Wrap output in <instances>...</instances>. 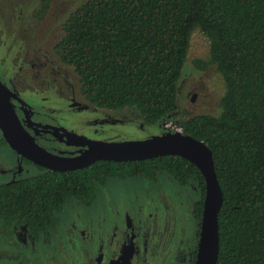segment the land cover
Returning a JSON list of instances; mask_svg holds the SVG:
<instances>
[{
	"label": "trees",
	"instance_id": "16d2710c",
	"mask_svg": "<svg viewBox=\"0 0 264 264\" xmlns=\"http://www.w3.org/2000/svg\"><path fill=\"white\" fill-rule=\"evenodd\" d=\"M51 2L40 0L36 15L44 16ZM195 31L210 44L209 57L196 66L214 67L224 81L219 114L181 124L182 134L212 152L223 192L217 264H264V0H84L63 23L54 53L74 70L91 106L134 109L144 125L155 126L178 109ZM162 173L183 186L197 182L201 220L204 177L178 156L45 169L0 185V220L6 228H27L33 239L49 238L64 205L72 198L91 204L97 183L117 176L154 181Z\"/></svg>",
	"mask_w": 264,
	"mask_h": 264
},
{
	"label": "rangeland",
	"instance_id": "374dc122",
	"mask_svg": "<svg viewBox=\"0 0 264 264\" xmlns=\"http://www.w3.org/2000/svg\"><path fill=\"white\" fill-rule=\"evenodd\" d=\"M83 2L52 0L49 11L38 17L40 0H0L1 79H5L4 84H13L11 87L30 107L33 120L41 126L63 128L96 143L145 140L158 135L159 125H144L134 109L91 106L81 95L74 70L57 59L54 48L63 36L62 25ZM10 36L14 45L5 48ZM209 53L208 40L195 31L179 83L178 109L161 124L165 132H181L182 122L191 117L219 114L223 78L214 67L196 66ZM67 90L75 98L68 103L72 100L83 106L68 107ZM168 125L171 128H166ZM31 133L49 151L59 156L68 153L67 147L51 136L44 139V135ZM44 172L45 168L23 160L0 135V185ZM201 197L196 181L183 186L165 173L154 181L141 176L110 177L104 184H96L90 207L70 199L56 215L49 238L33 239L27 228H6L0 220V264H90L93 244L98 248L102 243L108 251L112 243L134 234L138 249L148 250V264H182L184 253L188 256L185 264H195L200 231L195 207ZM129 220L135 226L133 230H128Z\"/></svg>",
	"mask_w": 264,
	"mask_h": 264
},
{
	"label": "water",
	"instance_id": "95a60500",
	"mask_svg": "<svg viewBox=\"0 0 264 264\" xmlns=\"http://www.w3.org/2000/svg\"><path fill=\"white\" fill-rule=\"evenodd\" d=\"M0 131L7 144L21 157L55 172L85 169L100 161L138 162L159 157L178 156L198 167L206 184L203 213L195 264H217L219 256V213L223 192L208 146L182 132L160 133L149 139L96 143L76 136L87 149L76 157L55 155L39 146L23 127L0 80Z\"/></svg>",
	"mask_w": 264,
	"mask_h": 264
},
{
	"label": "flooded vegetation",
	"instance_id": "af4514ba",
	"mask_svg": "<svg viewBox=\"0 0 264 264\" xmlns=\"http://www.w3.org/2000/svg\"><path fill=\"white\" fill-rule=\"evenodd\" d=\"M13 45L14 44L12 41V37L10 36L6 40L5 48H10ZM0 80L4 84L3 80H5V79L4 78L1 79V77H0ZM5 82L6 83L4 85L7 88L8 93L10 95V101L13 104V107H14L23 127L25 128V130L29 134H31V136H33L31 132H33V133L36 132L39 137L44 135L43 137L45 139V137L49 138V136H51L53 138V140L58 141L61 144H63L64 147H67L65 149V151H67L68 153L64 154L62 157H76V156H79L81 154V152H83L87 149V146L80 144L81 142L78 139H76L77 135L69 133L68 131H66L63 128H58L55 126H47V125L41 126L36 121H34L33 120V113H31V111L29 110L30 107H28L26 105V103L24 102V100H22V97L19 94V92L15 88H13L14 86L11 87L13 85L11 82H10V84L7 83L8 81H5ZM53 87L56 88V85L53 84ZM67 93H68V98L65 99V102H67L68 107L69 106L72 107L73 105L76 104V103L75 104L72 103V100L74 101L75 98L74 99L71 98V92L70 91L67 90ZM76 98H77V96H76ZM70 99H72V100H71V102L68 103V101H70ZM71 104H73V105H71ZM76 106L81 107L83 105L81 103L77 102ZM159 129H160L159 134L170 132V131L165 132V130L162 129L161 125H159ZM0 135H1L2 140H3V135H2L1 131H0ZM36 143H37V141H36ZM38 145L41 146L40 144H38ZM41 147L46 149L43 146H41ZM46 150L49 151L48 149H46ZM49 152H51V151H49ZM51 153H53V152H51ZM53 154H55V153H53ZM55 155H57V154H55ZM22 159L28 163L35 164V163H33V162L23 158V157H22ZM39 167H41V166H39ZM42 168H44V167H42ZM45 169H47V168H45ZM47 170H49V169H47ZM91 204H87L86 207H90ZM128 218L131 219L129 216H128ZM131 220L128 221V225H127L128 230H133L135 228V226L132 224ZM200 224H201V220H200ZM21 229H26V228H21ZM199 233H200V231H199ZM199 233H198V235H199ZM112 241H114V239ZM112 244H113L112 249H110L108 251L104 250L105 248H104V245L102 243L100 244V247H98V248H96L97 246L95 244H93L92 249H91L92 250L91 251L92 257H90V259H88L90 264H148V261H147L148 260V250H145V252H142L141 250L138 249V246L136 245L135 234L131 235L129 237H126L125 240L119 239L118 242L112 243ZM106 253H109L110 254L109 256H111V257L107 258L105 255ZM144 253H146V255ZM187 258H188L187 254L184 253L183 260L181 261V263L182 264L187 263L186 262ZM195 259H196V256H195ZM176 260H178V259H176Z\"/></svg>",
	"mask_w": 264,
	"mask_h": 264
},
{
	"label": "built area",
	"instance_id": "2783aa9c",
	"mask_svg": "<svg viewBox=\"0 0 264 264\" xmlns=\"http://www.w3.org/2000/svg\"><path fill=\"white\" fill-rule=\"evenodd\" d=\"M166 128H171L170 125H168Z\"/></svg>",
	"mask_w": 264,
	"mask_h": 264
}]
</instances>
